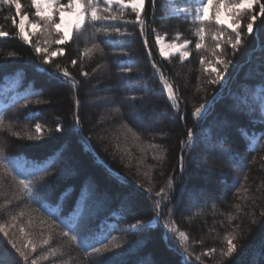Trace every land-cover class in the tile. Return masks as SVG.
Instances as JSON below:
<instances>
[{
	"label": "trees",
	"instance_id": "trees-1",
	"mask_svg": "<svg viewBox=\"0 0 264 264\" xmlns=\"http://www.w3.org/2000/svg\"><path fill=\"white\" fill-rule=\"evenodd\" d=\"M192 1L158 0L151 7L145 0L143 35L130 9L114 22L94 25L86 18L47 64L44 49L37 53L39 45L19 38L14 6L0 5V31L9 33L0 37V257L14 264H104L110 257L109 264H264V17L249 35V13L240 11L242 42L233 50L231 29L217 25L212 15L198 20ZM21 5L30 15L24 8H31V0ZM258 7L252 12L258 13ZM200 28L208 39H197ZM156 35L189 41L188 57H161ZM197 43L203 47L196 48ZM218 57L227 61V69L224 79L213 84L212 67H224L216 64ZM255 60L261 64L257 70ZM101 69H109L111 78L96 75ZM64 70L68 79L62 77ZM116 73L139 82L128 89V104L164 113L159 133L140 130L120 107V121L109 122L90 108L93 97L116 86ZM165 81L173 86L175 104ZM201 105L205 111L196 117ZM12 115L19 123L5 126ZM218 117L232 125L225 136L212 125ZM208 141L211 151L204 149ZM21 179L31 182V196ZM212 180L232 190L221 195ZM203 190L214 195L209 205L187 209L186 193ZM100 193L111 202L93 201ZM128 193L135 194L130 212L119 203ZM157 199L166 232L162 226L148 232L124 229L155 219ZM21 228L24 238L17 232ZM3 231L11 235L4 237ZM233 237L236 251L229 257L226 242Z\"/></svg>",
	"mask_w": 264,
	"mask_h": 264
},
{
	"label": "snow or ice",
	"instance_id": "snow-or-ice-1",
	"mask_svg": "<svg viewBox=\"0 0 264 264\" xmlns=\"http://www.w3.org/2000/svg\"><path fill=\"white\" fill-rule=\"evenodd\" d=\"M101 2L103 3L104 7L101 9L100 4ZM32 6L35 9V15L38 18L43 19L44 21V26L47 29H55L57 36L55 39V43L58 45L64 44L66 40L71 38L70 32L69 31H63L61 32L62 25L65 23V15H70L75 17V22H74V27L76 30L82 29V27L85 24L86 18L90 19L91 22L95 25L97 23H102V22H114L117 20H123V15L125 10L130 9L131 13L135 14V23L139 25L140 27V32L143 35L144 32V24H145V0H67L66 4H60L58 0H31ZM150 6L155 7L156 4L158 3V0H149ZM0 5H6L9 8H12L14 6L15 12L17 16L20 15L21 13V0H0ZM118 6L119 11H114L113 6ZM258 5V13H253L252 9L254 6ZM224 8L226 11L228 10L229 7H231V10L234 14L237 16L239 15V10L243 9L246 10L249 13V20L246 24V31L249 35L253 34V26L257 19L259 17H264V3H261V0H239V3L234 5V6H229L227 3V0H204V2L200 5L199 8V16L197 17L198 20L200 21H208L210 19V10L214 8V12L212 13V16H214L215 23L217 25H225V20L221 18V8ZM47 10H52L56 14V18H54L52 15H45V12ZM186 18V17H185ZM29 17L27 15L21 16L19 19V22L17 23L15 19H13V24L18 28V33H19V38L24 41L25 43H30L31 41L29 40V35L26 31V21H28ZM261 24L264 25V21H261ZM231 31L235 34L234 37L230 36L228 39V43L231 44V47L233 50H237L238 46L241 45L242 39H241V32L238 30L240 27V21L237 19L235 23H227L226 25ZM32 28L38 27L37 24H32ZM114 31L119 32L120 27L117 25L113 26ZM203 28H200V36L199 39L200 41L204 40L203 36ZM9 33L6 31H0V37H6L8 36ZM179 37H177L178 39ZM215 39V37H213ZM155 42L159 46V52L161 55H165V46L162 43V38L159 35L155 36ZM105 43H111V41H105ZM144 44L145 47L147 48L148 46V40L145 37L144 39ZM169 48H175L177 51H179L180 46L176 44H170L168 45ZM183 47H187V42ZM196 48H202L203 43H197L195 45ZM216 48H219L220 45L217 43L215 45ZM37 53L41 52V48L37 47L35 49ZM44 52H47V49L43 50ZM62 53V49L59 50ZM57 53L52 52L48 54L47 56L44 57L43 62L45 64L50 62V57L55 56ZM149 56L151 55V50H148ZM180 55L182 57L188 56L187 51H181ZM73 64H75V61H72ZM201 64L204 63L203 60L200 61ZM216 64L223 65L224 67L222 69H217L215 66L212 67L211 71L212 73L215 74V79H212L210 83H217L219 80L224 79L223 72L226 71L227 69V61L222 59V58H217ZM51 76V73H49ZM86 75V73H85ZM62 77L65 79L69 78V73L67 70H64L62 73ZM164 88L167 90L169 100L175 104L177 97L174 95L173 92V86L169 84L167 81L164 82ZM205 111L204 105H201L199 108L195 110V115L196 117H201L202 112ZM31 118V117H29ZM75 124H79V117H76ZM61 129L58 127L56 131H60ZM35 131L37 134L41 133V125L37 123L35 125ZM28 139L31 140L33 137L31 135L28 136ZM183 162L184 158L181 156L180 158V167L181 171L183 170ZM49 169L44 168L41 169L43 172H47ZM30 181H26L24 179L20 180V184L24 186L26 191L29 193L31 196L32 193V188L29 186ZM163 193V189L161 192H158L157 195H161ZM61 195H64L63 193ZM134 193H128L125 197L126 202L129 204V207H131V201L134 198ZM159 208H160V203L157 201L156 204V211H157V216L159 215ZM136 225H132L131 230L136 229ZM142 230V229H141ZM21 232L24 231L23 228L20 229ZM174 231V229H173ZM4 237H8L9 233L8 231H3ZM65 236L69 235V232L64 233ZM180 237L184 240L187 241L188 237L181 232ZM71 239L75 241L77 239L76 235H72ZM233 238L227 240V251L224 253V255L231 257L233 253L236 251V245L233 243ZM45 244L48 243V240L44 241ZM29 244H31V241H29ZM117 248L120 247V245H116ZM12 248L16 249V251L19 253L21 257L27 261L28 257L25 254V252L17 248V245L15 242H12ZM33 251H35V247L33 246ZM87 250V249H86ZM187 249H185L186 251ZM96 252H99L100 249L96 248ZM214 252L215 249H212ZM113 258H108L104 262V264H109V261L112 260ZM0 264H3L2 261H0ZM33 264L35 262L33 261Z\"/></svg>",
	"mask_w": 264,
	"mask_h": 264
},
{
	"label": "rangeland",
	"instance_id": "rangeland-1",
	"mask_svg": "<svg viewBox=\"0 0 264 264\" xmlns=\"http://www.w3.org/2000/svg\"><path fill=\"white\" fill-rule=\"evenodd\" d=\"M203 2H204V0L192 1V5L194 6V9L191 11V13L194 16H196V18L200 14L199 8ZM231 5L232 4H229V6H231ZM177 7L178 6L175 5L173 7V10H178ZM24 9L30 10V15L24 14V11H22V9H21L19 19L21 16H24V15H27L29 17L28 21H26V31L29 35V40L32 43H36L37 45H39V48L47 49L46 53H48V54H50L52 52H56L58 54V50H60L59 48L62 44L58 45L55 43V39L57 36L56 30L55 29H47L44 26L43 19L36 17L35 9L32 6V3H31L30 9L28 7L24 8ZM171 10H172V8H171ZM242 10L243 9L239 10V15L237 16L236 14H234L232 12L231 7H229L227 11L222 7L221 8V18L225 20V22H226L225 26L227 25V23H235V21L237 19H239V21H240V11H242ZM213 12H214V8L212 10H210V16L212 15ZM186 13H187V11H186ZM45 15L46 16L52 15L54 18H56V14L52 10H47L45 12ZM74 22H75V17L66 14L65 15V23H64V25H62L61 32L69 31L70 35L72 36L74 31L76 30L74 27ZM32 24H37L38 27L32 28L31 27ZM160 37L162 38V43L165 46V53H166L165 55H161L159 52L161 57H163L165 59H169V58H173V57H179L183 60L188 57V56L182 57L180 55V52L181 51H187L188 52L189 41H183L181 39V37H179V36H176L173 38H167L166 36H160ZM177 37H179V38L177 39ZM197 39L200 41L199 38H197ZM206 39H208V38H206ZM206 39L204 38V40H206ZM68 40H66V41H68ZM186 42H187V47H183V45H185ZM170 44H176V45L180 46L179 51H177V49H175V48H169L168 45H170ZM158 51H159V46H158ZM188 55H189V52H188ZM256 59L258 60V58H256ZM257 60H255L254 65H253L254 70H257L258 67H261V64ZM255 67H257V68H255ZM96 75L103 76L104 78H111L110 77L111 73L109 72V69H101V70H99V73H97ZM112 79L115 80L116 86L115 87L107 86L102 93L93 97L90 101V108L96 112L101 113L100 115H102V119H104L105 122H109L113 118L116 119V117H117V121L118 120L120 121V119H119L120 113L119 112L121 110L122 113L125 115V117H127V121H129L131 123H135L136 124L135 126L137 128H139L140 130H142L144 132L152 133L153 135L159 133L160 129L163 126V121H162L163 117L161 115H163L164 113L157 112L156 110H153V109H152V111L146 112L144 106H141L140 104H136V103L134 105L128 104L129 103L128 102V89L130 87L138 85L139 82L132 81V80L127 81L126 78L121 76L119 73L114 74V76H112ZM141 79H142V77H141ZM22 107H23V105L21 107L15 109L13 112H15L16 110L22 109ZM117 107L118 108L120 107L119 111H117ZM234 108H236V107H234ZM18 114H19V112H16L15 115H18ZM15 115L11 116V117H13L12 119H10L11 117H9V119L6 120L7 123L4 125L5 126L17 125L16 123H19V121L15 119L16 117H18ZM218 118H217L218 120H216L214 123H212V125L217 130H219L223 134V136H225V134L228 131H230V130L232 131V129H233L232 125L227 123L226 121H224V119L222 117H218ZM14 122H16V123H14ZM158 135L160 137L163 136L161 134H158ZM203 138H204V140H206V138H209V134L205 133L203 135ZM191 145L192 144H190V146ZM204 149L211 151L213 149L212 142L208 141V143L205 145ZM63 151H64L63 153L67 152L66 150H63ZM64 157H65V154H64ZM244 158L242 157V159H244ZM245 161H246V159H244V162H243L244 164L246 163ZM202 163H206V160L202 159ZM230 172H231V174L234 173L232 170ZM220 177H221V175H220ZM211 182L215 188L219 189L218 193H220L221 195H227L232 190L231 187L221 186L218 183V181L212 180ZM95 189H96V187H95ZM185 196H186L187 209H190V211H192V212L199 205L204 206V207L208 206L209 203L214 198V195H212L210 193H206L205 190L198 191V192H188V193H186ZM119 200H120L119 203L124 205L126 207V209H128V211L130 212L129 204L126 202L125 197L121 198ZM93 201H96V202L102 203V204H108L111 202V198L107 194L100 193V194H97L94 196ZM156 201H159V200L157 199ZM159 203H160V201H159ZM171 203H169L167 208H169L171 206ZM162 208H163V205L160 204L159 215L155 219L148 221V222L135 223V225L137 227L135 230H132V231H143V230L145 231L151 227L153 228L156 226H162V229H164V231L166 232V229H168V228L165 227V224H164V222L166 223V219L162 215V211H163ZM160 217H161V219H160ZM124 229L125 230L132 229V225L127 226ZM17 232L20 234L21 238H24L26 236L25 231L21 232V231H18V229H17ZM145 232H148V231H145ZM9 233L11 235V232H9ZM18 238H19V236H18ZM135 242H137V241H135ZM226 244H227V242H226ZM212 253H213L212 251L209 252V254L206 253V255L208 254V256H209L208 259L211 258ZM0 261H2L3 264H14L6 257H0ZM152 263H153L152 260H150V264H152Z\"/></svg>",
	"mask_w": 264,
	"mask_h": 264
}]
</instances>
